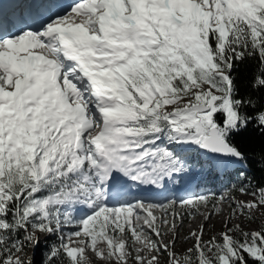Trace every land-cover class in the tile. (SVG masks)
I'll return each instance as SVG.
<instances>
[{"label": "snow or ice", "instance_id": "6c2138e0", "mask_svg": "<svg viewBox=\"0 0 264 264\" xmlns=\"http://www.w3.org/2000/svg\"><path fill=\"white\" fill-rule=\"evenodd\" d=\"M18 2L8 16L0 0V264H33L41 235L59 241L43 264H264V227H228L264 208V187L142 194L195 172L177 148L227 168L246 160L235 137L264 135V0ZM248 61L253 95L233 75Z\"/></svg>", "mask_w": 264, "mask_h": 264}, {"label": "trees", "instance_id": "16d2710c", "mask_svg": "<svg viewBox=\"0 0 264 264\" xmlns=\"http://www.w3.org/2000/svg\"><path fill=\"white\" fill-rule=\"evenodd\" d=\"M236 69L233 75L240 85V90L249 95H253L252 90L248 88V84L251 75L256 70V61H248L243 64L238 63ZM255 98L258 99L259 97L257 96ZM234 142L246 153V160L240 164H231L227 168L216 166L212 170L211 166H208L207 171L210 172V174L200 182L196 193L197 196L210 193L219 195L232 185H235L237 188L242 185H248L251 189L264 187V135H261L259 131L253 132L250 129L248 132H244L238 137H235ZM188 152L184 155L197 162L199 157L195 155L194 157L187 156ZM202 158H204V156H202ZM233 195H235V197L241 196L238 191L234 192ZM185 219L187 220L190 218L185 216ZM57 243L58 242L54 241L52 236L47 237L46 244L40 248L41 251L36 260V264H43L44 256L48 248ZM245 258L248 260V264H256L255 261L247 257V254H245Z\"/></svg>", "mask_w": 264, "mask_h": 264}, {"label": "rangeland", "instance_id": "374dc122", "mask_svg": "<svg viewBox=\"0 0 264 264\" xmlns=\"http://www.w3.org/2000/svg\"><path fill=\"white\" fill-rule=\"evenodd\" d=\"M176 150L183 152V154H186V152H188V151H186L184 153V151L182 149H179V148H177ZM188 155L193 156V157L195 155V156L199 157V159L197 160L196 170H195V172H193L191 174V175L196 176L197 181L198 180L202 181L203 178H206L207 175L210 174V172L207 171L208 166H211L212 170L216 166H218L215 162L210 161L208 159V157L205 156L204 154L194 153L191 150H189V152L187 153V156ZM202 156H204V158H202ZM190 176L188 177L189 179H191ZM197 177H199V179ZM184 179L182 181H184ZM182 181L176 185H169L168 190H169V192L171 191V194H172V196H169V197H173L176 195V189H177L178 185L182 184ZM197 189L198 188L193 189L192 192H190V193H192L190 196H197V194H196ZM182 197H188V196H182ZM165 199L166 198L158 200V202L164 201ZM236 199L248 202V201H252L254 199V197L252 195H241V196L236 197ZM221 207H222V213L213 215L211 217V219L205 225V234L203 237V239L205 241L209 240L212 236H219L220 233L225 231L224 225L228 221V217L231 213V209H230V206L228 204H223ZM205 211L211 212L212 209L208 208ZM202 219H204V217L202 215H197L194 218H190L187 220L184 218L183 227L179 231L178 240L174 246V250L177 253V255L184 254L187 251V249L193 247L194 239L191 238V233H192V231L195 230L194 227H198L196 230L199 229V225H200V222L202 221ZM218 220L219 221L221 220L222 223L219 226H215V222ZM236 224H239L240 227L244 231L260 230L262 227H264V208L254 210L252 219H249L246 216H241V215L237 214V216L234 217L230 223H228V227H233ZM69 230H70L69 228L64 229L65 232H67ZM52 237H53L54 241L59 242L56 236H52ZM40 239H41L42 243L39 247L41 248V246L46 244L47 237L44 235H41ZM169 239H170V237H169ZM40 248L38 250H29L28 251L27 255L29 258H31L33 260V264H36V260H37L38 256L40 255V251H41ZM93 264H103V262L97 261L95 259V257H93ZM165 264H166V262H165Z\"/></svg>", "mask_w": 264, "mask_h": 264}, {"label": "bare ground", "instance_id": "6f19581e", "mask_svg": "<svg viewBox=\"0 0 264 264\" xmlns=\"http://www.w3.org/2000/svg\"><path fill=\"white\" fill-rule=\"evenodd\" d=\"M62 2V0H59V3L60 4H62L61 3ZM11 4V3H10ZM22 7H25V5H22V4H20L19 2L18 3H13V4H11L10 6H9V10H7V14L6 15H8V16H11L12 14H19V12L21 11V8ZM56 10H58V11H61V10H63L62 8H59V7H57L56 8ZM193 187H194V183L193 184H191V185H187L186 186V188H188V191H191L192 192V189H193ZM169 188V186L168 187H166V189H168ZM192 193H187V194H185V196H190ZM163 198H165V196L164 195H160L158 198H149V199H153V200H156V201H158V200H161V199H163ZM204 221V219H202V221L200 222V225H199V227L201 226V224H202V222ZM222 223V221L220 220H218V221H216L215 222V226H219L220 224ZM198 227H194V229L196 230Z\"/></svg>", "mask_w": 264, "mask_h": 264}]
</instances>
